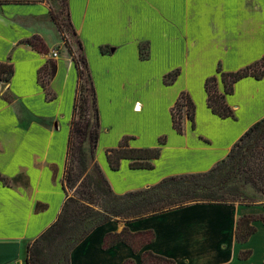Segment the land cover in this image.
I'll use <instances>...</instances> for the list:
<instances>
[{
    "label": "crops",
    "instance_id": "obj_1",
    "mask_svg": "<svg viewBox=\"0 0 264 264\" xmlns=\"http://www.w3.org/2000/svg\"><path fill=\"white\" fill-rule=\"evenodd\" d=\"M0 1V62L14 65L11 79L0 81V174L9 179L0 180V264H27L29 243L56 220L66 198L63 175L77 71L50 18L48 0ZM68 5L98 96L96 160L116 193L208 171L264 117V77L236 83L227 96L235 118L213 113L205 88L219 64L234 71L264 57V0H68ZM34 36L42 38L48 53L25 43ZM103 47L109 51L103 53ZM55 48L58 70L50 83L55 98L48 100L38 71ZM176 70V79L167 83L165 76ZM183 91L195 101L196 116L195 126L186 119L185 132L179 133L171 110ZM104 106L115 116L107 126ZM125 135L134 137L135 147H156L166 137L153 169H133L128 159L111 169L106 151ZM246 214H264V205L191 203L135 221L111 220L73 249L71 264L128 259L142 264L145 249L175 264H264L263 221L253 223L257 229L247 241L236 239L237 222ZM125 227L153 230L155 240L139 253L124 242L103 247L108 233ZM248 249L251 256L241 259Z\"/></svg>",
    "mask_w": 264,
    "mask_h": 264
},
{
    "label": "trees",
    "instance_id": "obj_2",
    "mask_svg": "<svg viewBox=\"0 0 264 264\" xmlns=\"http://www.w3.org/2000/svg\"><path fill=\"white\" fill-rule=\"evenodd\" d=\"M61 2V10L50 9V18L59 29L63 42L77 71V87L73 105L63 188L66 198L56 220L48 226L27 248V264H71L73 249L95 228L111 220L135 221L175 210L191 203L264 205V117L252 124L232 146L227 156L205 172L177 174L163 178L151 186L116 193L96 160L101 121L97 91L82 41L78 40L76 52L64 33L63 26L77 34L69 12L68 0ZM3 3V1H0ZM66 14L65 18L62 16ZM34 49L48 53L49 49L39 36L25 40ZM58 50L59 48H55ZM107 47L102 48L107 53ZM147 56V44L141 45V57ZM58 70L57 61L49 59L38 71V81L45 89L46 98L55 94L50 83ZM14 73L12 62H0V81L8 82ZM179 70L165 76L173 82ZM264 77V57L234 71H225L221 64L217 73L205 81L207 104L221 118L236 117L235 109L227 96L233 94L235 85L245 77ZM222 84V88L220 87ZM86 94H83V91ZM174 129L185 132V120L195 126L196 103L191 95L180 93L171 110ZM133 136L125 135L118 146L108 148L107 160L111 169L118 170L123 159L130 160L133 169H153L154 161L161 155L163 136L156 147H135ZM97 171L95 176L91 169ZM5 184L9 179L0 174ZM74 190L73 193L71 191ZM264 222V214H246L239 218L236 229L237 241H247L256 231L255 221ZM155 240L153 230L132 232L128 227L120 232L108 233L104 248L124 242L135 253ZM252 250L239 254L241 259L250 257ZM123 264H135L133 259ZM142 264H175L172 258L157 254L150 249L142 251Z\"/></svg>",
    "mask_w": 264,
    "mask_h": 264
},
{
    "label": "rangeland",
    "instance_id": "obj_3",
    "mask_svg": "<svg viewBox=\"0 0 264 264\" xmlns=\"http://www.w3.org/2000/svg\"><path fill=\"white\" fill-rule=\"evenodd\" d=\"M48 2L51 4V8L54 10V11H60L61 10V2L60 1H58V0H48ZM66 17V14H64L63 16H62V18H65ZM63 29H64V33H65V35H66V37L68 38V40H69V42H70V44L72 45V47L74 48V50L76 51V52H78L79 51V49H78V40H79V36H78V34H75L71 29H68L66 26H63ZM59 50V49H58ZM89 50H90V48H89ZM55 52L57 53V55H55ZM59 52L57 51V50H54V51H52L51 52V54H52V58H57L58 57V54ZM5 82V81H4ZM6 83V82H5ZM220 87L222 88V84H220ZM87 92L84 90L83 91V94H86ZM103 109H104V112H105V114H104V118H105V126H107V124H108V121L109 120H111V119H114L115 118V116H114V114H112V112L111 113H109L108 112V110H107V108H105V106L103 107ZM104 128V127H103ZM102 128V129H103ZM105 131V130H104ZM91 172L95 175V176H97V178H98V180L100 181V179H99V177H98V174H97V171L95 170V169H93V167H92V169H91ZM74 192V190H72L71 191V193H73Z\"/></svg>",
    "mask_w": 264,
    "mask_h": 264
},
{
    "label": "water",
    "instance_id": "obj_4",
    "mask_svg": "<svg viewBox=\"0 0 264 264\" xmlns=\"http://www.w3.org/2000/svg\"><path fill=\"white\" fill-rule=\"evenodd\" d=\"M5 86H6V84L4 83V84L2 85V88H5Z\"/></svg>",
    "mask_w": 264,
    "mask_h": 264
},
{
    "label": "bare ground",
    "instance_id": "obj_5",
    "mask_svg": "<svg viewBox=\"0 0 264 264\" xmlns=\"http://www.w3.org/2000/svg\"><path fill=\"white\" fill-rule=\"evenodd\" d=\"M138 110H140V104H138Z\"/></svg>",
    "mask_w": 264,
    "mask_h": 264
},
{
    "label": "built area",
    "instance_id": "obj_6",
    "mask_svg": "<svg viewBox=\"0 0 264 264\" xmlns=\"http://www.w3.org/2000/svg\"><path fill=\"white\" fill-rule=\"evenodd\" d=\"M55 55H57V53L55 52Z\"/></svg>",
    "mask_w": 264,
    "mask_h": 264
}]
</instances>
